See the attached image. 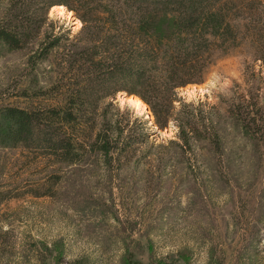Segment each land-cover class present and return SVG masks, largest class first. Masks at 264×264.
<instances>
[{"label":"rangeland","instance_id":"rangeland-1","mask_svg":"<svg viewBox=\"0 0 264 264\" xmlns=\"http://www.w3.org/2000/svg\"><path fill=\"white\" fill-rule=\"evenodd\" d=\"M8 7L0 0V27ZM37 9L24 16L36 29L30 44L0 54V107L45 113L58 101L49 91L53 58L36 69L30 62L51 30ZM216 10L223 22L208 37L205 81L178 89L175 105L213 107L221 148L171 144L179 143L178 129L160 130L149 109L151 124L125 92L86 115L100 129L106 108L136 130L137 140L127 131L119 139L110 164L84 152L69 166L48 153L0 148V264H264V0H213L209 11ZM57 14L49 17L73 35L81 31L74 13V20ZM41 87L47 92L36 98ZM243 101L258 114L250 134L242 129ZM49 181L56 182L50 190L42 186Z\"/></svg>","mask_w":264,"mask_h":264},{"label":"trees","instance_id":"trees-1","mask_svg":"<svg viewBox=\"0 0 264 264\" xmlns=\"http://www.w3.org/2000/svg\"><path fill=\"white\" fill-rule=\"evenodd\" d=\"M212 1L75 0L79 7H74L69 0H9L7 20L0 27V54L23 50L30 44L36 29L25 25L24 16L39 6L35 13L50 23L51 30L38 43L30 62L36 69L53 58L56 77L49 91L58 101L45 113L0 107V148L48 153L55 164L69 166L81 163L84 152L110 164L114 154L122 150L119 139L127 131L129 138L137 140L136 130L129 120L123 126L120 119L109 118L106 108L100 129L97 121L86 115L97 109L98 101L115 99L125 92L149 106L160 130L171 124L178 129L179 143L171 140V144L192 149L204 142L219 150L220 137L211 119L213 107L200 102L187 104L182 98L181 110L175 105L178 89L205 81L208 37L216 36L223 22L221 10L209 11ZM57 7L80 19L83 27L78 34L49 17L50 10ZM46 92L41 87L35 96L41 98ZM243 103L247 106L243 104L244 111L239 113L242 129L250 134L258 114L251 101ZM135 122L146 128L147 122L139 118ZM54 183L42 186L50 190ZM48 190L45 194L52 193Z\"/></svg>","mask_w":264,"mask_h":264},{"label":"bare ground","instance_id":"bare-ground-1","mask_svg":"<svg viewBox=\"0 0 264 264\" xmlns=\"http://www.w3.org/2000/svg\"><path fill=\"white\" fill-rule=\"evenodd\" d=\"M54 12H58V16L59 17H66L67 19H73V14L72 13H69V12H67V10H66V8H64V7H57V8H54L53 10H52V13H54ZM74 20V19H73ZM76 20V19H75ZM75 23H80L81 25H82V23L79 21V20H76V22ZM190 89H192V88H190ZM190 91L192 92L193 90H189V91H187L189 94H190ZM126 99H127V101H129L133 106H134V109L136 110H140L143 114H149L148 113V107L143 103V102H141L138 98H136V97H133V96H126ZM146 116V118H148V115H145ZM150 117H151V114H150ZM152 118V117H151ZM153 119V118H152ZM152 119H150V121H151V124L153 123V120Z\"/></svg>","mask_w":264,"mask_h":264}]
</instances>
